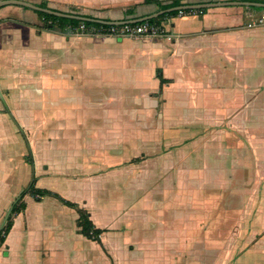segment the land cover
<instances>
[{"label":"crops","instance_id":"1","mask_svg":"<svg viewBox=\"0 0 264 264\" xmlns=\"http://www.w3.org/2000/svg\"><path fill=\"white\" fill-rule=\"evenodd\" d=\"M30 1L107 20L158 10ZM263 7L178 13L144 37L42 28L35 9L0 5V225L19 153L30 184L103 229L87 237L77 207L25 195L0 264H228L230 247L231 264H264V25L247 24Z\"/></svg>","mask_w":264,"mask_h":264},{"label":"trees","instance_id":"2","mask_svg":"<svg viewBox=\"0 0 264 264\" xmlns=\"http://www.w3.org/2000/svg\"><path fill=\"white\" fill-rule=\"evenodd\" d=\"M197 1H203V0H197ZM143 2L155 3L157 4L158 9L168 8L171 6H176V5H181V4L186 3L183 0H143ZM38 4L41 6H45V7L48 6L47 3L44 1ZM249 7L261 8V6H258V5H249ZM205 9L206 8H197V9L186 8V9H181V10L184 12H189L193 10L204 11ZM35 11H37L38 14L42 18V21H43L41 25L42 28L59 30L65 33L80 32V31L104 32L107 28L111 26V24L101 23V22L92 21V20H82L78 18L59 16V15H55L53 13H49V12L41 11V10H35ZM76 12L80 13L78 11ZM179 12H180V9H173L168 12H164L158 16L151 17L148 20L151 22H161L162 19H164L165 17L176 15ZM81 24H84L85 26L83 29L80 27ZM160 75L162 77L161 72H160ZM27 193H31L36 199H40L42 196L47 195V194L55 195L59 197L66 204L77 207L79 210V217L77 218V224L80 227V231L87 237L94 238L98 241H101L100 233L102 232L103 229L95 226L94 222L90 218V213L87 209L83 207H79L76 202H73L71 200L64 198L62 195H60L59 193L51 189L36 186L35 181H33L29 185V187L22 190L21 193L16 198V200L13 201L11 212L7 216L5 224L0 229V246L5 241V238L13 225L15 214L22 211L25 208L26 201L24 197H25V194Z\"/></svg>","mask_w":264,"mask_h":264},{"label":"water","instance_id":"3","mask_svg":"<svg viewBox=\"0 0 264 264\" xmlns=\"http://www.w3.org/2000/svg\"><path fill=\"white\" fill-rule=\"evenodd\" d=\"M19 4L22 6L30 7L35 10H41V11H46L49 13H53L55 15L59 16H65V17H72V18H78L82 20H92V21H97L101 23H107V24H124V23H130V22H139L142 20L149 19L151 17L158 16L164 12H168L173 9H197V8H205V7H211V6H217V5H228V4H240V5H258V6H264V2L261 1H254V0H203V1H196V2H189V3H184L181 5H176V6H171L168 8H162L158 9L157 11H154L152 13L139 16V17H132V18H127V19H104L100 17H95V16H87V15H82L79 13H74V12H69V11H63L59 9H54L48 6H41L36 2L30 1V0H0V5H5V4ZM0 95L2 96V91L0 89ZM11 212V208L7 215L4 217L0 229L4 225L7 216Z\"/></svg>","mask_w":264,"mask_h":264},{"label":"built area","instance_id":"4","mask_svg":"<svg viewBox=\"0 0 264 264\" xmlns=\"http://www.w3.org/2000/svg\"><path fill=\"white\" fill-rule=\"evenodd\" d=\"M184 13L180 10L179 14ZM165 22H151L148 19L139 22H130L124 24H111L104 32L117 35L128 36H157L167 34ZM247 24L250 26L264 25V7L260 11L250 12L248 15ZM83 29L85 26L81 24Z\"/></svg>","mask_w":264,"mask_h":264},{"label":"rangeland","instance_id":"5","mask_svg":"<svg viewBox=\"0 0 264 264\" xmlns=\"http://www.w3.org/2000/svg\"><path fill=\"white\" fill-rule=\"evenodd\" d=\"M3 107V106H2ZM5 108V107H3ZM19 137H21L22 141H23V146L24 148H27L28 153H30V149L29 146L26 142V139L24 138V135L22 134V132L18 133ZM27 146V147H26ZM27 158V157H26ZM21 159V156L18 153V162H17V168H18V174H19V187H18V194H20L21 190L24 188H27L26 186H28L30 184V181L32 180V178L35 175V168L33 163H30V161L24 162ZM263 182L261 184L258 185V193L259 195L261 194L262 190H263ZM41 186V185H40ZM23 189V190H24ZM26 196L28 195V199L30 200V207H32V202L35 201L34 200V196L31 193H27L25 194ZM18 197V196H17ZM16 197V198H17ZM16 198L14 199V201L16 200ZM12 207V203H10L9 205H7L6 207H4V215L3 218L7 215V213L9 212L10 208ZM6 222V221H5ZM5 224V223H4ZM250 237L249 235H244L243 236V240L245 243H243V246H245L246 244H248L250 242ZM239 249L235 250L233 249V247H230V249L228 250L227 253V262L228 264H231L233 259L232 257L234 256L235 253H238Z\"/></svg>","mask_w":264,"mask_h":264}]
</instances>
